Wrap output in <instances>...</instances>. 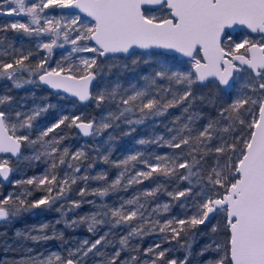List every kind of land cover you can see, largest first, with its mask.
Listing matches in <instances>:
<instances>
[{
  "label": "snow or ice",
  "instance_id": "snow-or-ice-1",
  "mask_svg": "<svg viewBox=\"0 0 264 264\" xmlns=\"http://www.w3.org/2000/svg\"><path fill=\"white\" fill-rule=\"evenodd\" d=\"M146 5L166 9L168 15L163 17L148 15L145 11ZM6 6V14L23 15L29 19L27 22L15 21L4 25L0 27V31L14 30L37 38L49 37L48 42L39 45L48 55L35 65L25 63L32 55L31 52L19 56L13 62L0 60V78L13 81L15 87L22 86L16 78L17 73L27 71L31 77H38L39 82L50 88L63 90L77 97L80 102L95 100L99 107L106 100L115 101L119 94V85L110 91H101L95 96L90 92L89 85L101 70L97 60L110 54H125L136 57L132 60L133 64L140 63L142 57H147L143 59V63L146 64L155 59L159 68L154 71L151 78H145L150 79L149 87L155 85L159 78L183 84L185 88L182 93L172 91L170 88H160L157 90L158 94L154 95L148 89L137 90L133 85L130 95L121 96L117 104V108L120 109L118 113L110 112L108 118L101 117L100 123L95 120L85 123L79 116L71 118L64 116L41 131L35 140L29 135H17V128L30 130L33 121L47 111L46 107L34 109L19 125L13 124L11 135L8 134L10 130L7 123L8 114L0 111V153H11L16 156L20 153L22 143L26 142L30 145L39 144L44 150L35 155L34 159L39 160L41 155L51 158L49 170L44 175L16 182L21 185H34L46 195L31 203H28L26 198L14 197L12 194L0 199V221H7L21 210L30 211L42 206L51 208L58 200L67 198L78 180L85 182L89 180L90 177L87 175L77 177L65 173L62 179H58L56 174V169L65 164L67 168L73 169V173L81 170L78 165L66 159L69 157L67 148L60 151L57 147L63 137L53 136L45 140L66 121L70 120L69 127L74 125L83 135L89 136L113 127L115 122L122 118L129 125L142 124L145 118L163 116L169 108L185 102L188 107L183 111L187 113L191 107L189 98L193 97V85L214 78L219 90L231 88L234 73L245 71L241 66H246L251 75L244 88L251 89L257 94L255 97L246 93L241 95L220 110L219 119H210L200 130H194L190 126L194 116L189 115L188 123L181 124L175 130L169 129L170 132L175 131L170 139L165 140L163 136L157 138L167 147L178 149L179 152L156 156L155 162L141 159V153L129 155L121 161V164L127 166L130 162L140 160L147 169L137 171L131 176L128 179L129 185L141 184L144 180L152 178L154 173L177 181H186L188 186L183 190L167 193L173 200L192 196L195 178L196 185L200 188L195 192L198 199L194 197L195 211L191 215L186 218L172 217L163 222L159 219L152 220L149 218L152 213L161 210L166 213L170 210V205L165 203L157 206L146 216L141 211L145 205L136 197L102 214L96 213L90 217H81L79 221L73 219L66 223L71 227L77 223L88 222L89 232H95L98 225L105 223L111 227L122 225L128 227L127 234L119 240L120 249L101 264H165L168 249L157 251L161 249L160 244L145 250L146 256L149 254L154 256L150 261L141 262L136 255L121 261V251L128 248L130 239L142 237L156 231L157 228L160 233L165 234V241L179 242L182 234L186 236L197 226L204 225L210 214L223 212L227 218V240L224 244H215L214 247L210 244L201 250V256L208 254L204 264H264V41L254 43L244 39L234 46L223 42L226 36L225 29L233 25H242L252 33L264 34V0H0V14H5ZM57 9H78L90 17L92 22L83 23L79 16L69 19L66 15H61L56 19L55 16L49 15V12ZM61 37L63 43H59ZM228 39L231 40V37L228 36ZM88 42H94V46H89ZM65 44L73 46L71 53L86 52L94 55L80 56L79 65L75 67L69 63L65 68L59 62L55 68L47 67L53 48H63ZM245 45L248 47L245 48ZM241 48L245 49V53H251L250 58L246 54H237ZM137 49L143 52L138 54ZM167 52L188 57L193 62L194 71H173L166 67L160 58L165 57ZM71 53L65 60L71 59ZM198 53H202L204 63L198 58ZM234 61H239V66ZM24 83H36V80L29 79ZM168 95L171 96L170 99L167 98ZM10 101V96L0 97V104ZM121 105L124 107L121 108ZM257 107L258 114L255 112ZM134 109L139 111L140 118L127 119L126 114L132 113ZM16 115L19 119L21 113L18 112ZM248 115L252 116L250 121L246 118ZM179 119L177 117L174 123ZM222 121L226 123L222 124ZM134 130L133 128L132 131ZM139 143L145 144L148 141L140 140ZM209 157L214 163L205 169L204 165ZM82 158H86L82 150L71 154L72 161H81ZM102 159L105 163L108 162V156H103ZM88 167L91 168L92 165ZM180 169H184V172ZM11 171L7 160L0 161V178L8 180ZM124 176L125 172H121L111 184L96 188L90 193L86 188H80L78 194L81 197L85 195L105 197L110 190H115L121 185ZM91 179L106 181L107 177L105 174H99ZM160 190L161 186L157 185L144 191L142 195L154 197ZM30 195L31 191L26 190L25 196ZM70 203L69 210L79 208L81 205V201ZM181 207H184L183 203ZM57 211L61 209L58 208ZM109 213V219H98V216L109 217ZM47 227L46 224L42 225L39 230L42 232ZM212 231L216 232L217 228L213 226ZM106 235H101L92 243L84 240L75 251L70 250L67 257L52 253L45 259L29 257L21 261V264H83V259L90 253L100 255L98 246L106 241ZM51 238L46 235L31 236L34 241ZM132 251H138V248H133ZM188 259V256H185L179 264H188ZM166 264L178 262L171 259L167 260Z\"/></svg>",
  "mask_w": 264,
  "mask_h": 264
},
{
  "label": "rangeland",
  "instance_id": "rangeland-1",
  "mask_svg": "<svg viewBox=\"0 0 264 264\" xmlns=\"http://www.w3.org/2000/svg\"><path fill=\"white\" fill-rule=\"evenodd\" d=\"M14 7V5H13ZM7 6L5 7L6 10ZM49 12V10H46ZM50 16H55L59 19L61 15H66L69 19L73 16H79L81 22L91 23V19L88 17L81 16L78 13L72 12H61L54 10L49 12ZM7 17V16H6ZM17 17V16H15ZM29 18H17L15 21L27 22ZM14 21V22H15ZM13 23L12 21H7L3 16H0V27L4 25ZM43 23V22H42ZM1 33V31H0ZM0 60L4 61L5 56L3 55H14V60L18 57L20 53H25L31 46L35 49L32 51V55L29 57L30 65H35L40 59H43L48 55L47 51L40 48V44L48 42L49 37L44 36L41 38L35 37L32 40L30 46H28V41L25 40L26 47L21 46L19 39H12L15 33H3L0 35ZM8 38V46L5 43L4 38ZM17 43V46L15 45ZM242 42V41H241ZM59 43H63V38L61 37ZM89 46H94L92 42H88ZM71 44H65L63 48L55 47L51 53V58L48 60L47 67L55 68L57 62H59L63 67L67 68L69 63L75 66L79 65L78 58L80 56L90 57L93 53H71ZM137 53L143 51L136 50ZM27 52L25 55H27ZM71 53V59L65 60V57L69 56ZM21 56V55H19ZM136 57L117 55L109 56L106 58L99 57L97 63L101 65L100 72L96 75L91 93L95 96L101 91L108 90L119 85L118 95L115 101L106 100L103 104L97 107L95 100H89L87 102H79L75 98H69L63 95H57L51 92L44 86H41L38 77H31L27 71H20L18 73H25L26 76H30V79L36 80V83H24V81L29 79H24L21 75L16 77L21 82L23 87H15L13 81L7 78H0V85L6 91L2 93L0 91V97L10 96L11 101L5 104H0V111H4L8 114V126L9 132L11 133V126L13 124L19 125L26 116L30 115L34 109L40 107H46L47 111L41 113L34 121L33 127L28 129L17 128V135H29L31 139L35 140L39 136V133L50 127L52 124L56 123L59 119L64 116L69 118L73 116H79L81 121L95 120L97 123L101 122V117L108 118L109 113H118L120 109L117 108V104L120 101L121 96H127L132 93V86L135 85L137 90L148 89L152 94L157 95V90L160 88H170L172 91L182 93L185 88L183 84H176L175 82H169L167 80H160L157 78L156 84L149 87L150 79L154 75V71L158 70L159 65L155 63V59L150 60L149 63H143V59L147 57H142L141 62L138 64H133L132 60ZM12 60V62L14 61ZM34 60V62H33ZM161 63H164L166 67L173 71L188 72L192 70V61L180 59L176 55L167 54L165 57L160 58ZM27 64V62H25ZM251 73L246 70L239 72L236 75L234 86L231 91L219 90L217 88V83L215 81H208L205 84H195L193 85V97H190L191 107L189 111L185 113L183 109L188 107L187 102L169 108L163 116H153L145 118L142 124L129 125L122 118L116 121L113 127L100 131L97 134L90 135L87 138H83L78 132L76 127L73 125L68 126L70 123L66 121L65 124L61 125L58 129H55L53 133L49 134L45 140L50 139L53 136L57 138L63 137L57 147L62 151L64 148L69 150V157L66 159L73 164L80 167V172L73 173V169L67 168V165H61L56 169V174L58 179H62L65 173L75 176H89L87 182L83 180H78L77 184L72 186V191L68 193L66 199L58 200L51 208L42 206L40 209H32L31 212L41 213L47 211L49 216H42L41 218L27 222L24 224L22 217L30 212L21 210L19 214L14 217H10L5 223L0 225V246H2L3 255L0 256V264H21V261L28 259L29 257H38L40 259H45L52 253H56L62 257H67L70 250L75 251L81 246L84 240H88L89 243L94 242L101 235H106V241L102 242L98 246V251L100 255H95L90 253L88 257L83 259V264H101L106 257H110L111 253L109 251H104L103 247H109L112 244H118L122 236L127 234V226H118L117 231L108 230L109 224L105 223L103 225H98L95 232L88 231V222L77 223L71 227L67 226V221L77 220L79 221L81 217H90L96 213H103L111 208H117L125 201L139 197V202L144 204V209H141L146 216L152 213V209L157 206H162L167 203L170 205V210L168 212H163L162 210L157 213H152L149 217L152 220L159 219L161 222L170 219L172 217L186 218L191 215L195 208L193 207V200L195 197V192L199 191L200 186L196 185L195 178H193L194 192L192 196L182 197L180 200H173L167 195L168 192H175L178 190H183L188 186L187 182L177 181L176 179H170L164 177L162 174H153V177L144 180L141 184H128V179L134 176L137 171L147 170L140 160L135 162H130L127 166L121 164L129 155H134L136 153H141V159H149L151 162H155L156 156L171 155L174 152H179L178 149H172L167 147L163 141L158 140V137L163 136L165 140L171 138L175 134V131L170 132L169 129L175 130L183 123H188L187 117L189 115L194 116V120L191 123V127L194 130H200L205 126L208 121L219 119V112L223 108H226L231 102L239 98L245 93L247 95L256 96L251 89L244 88V85L249 81ZM20 89V90H19ZM128 90L127 92L125 90ZM17 91H21V97L17 99ZM168 99L171 98L170 95L167 96ZM124 107L123 105L120 106ZM21 113L19 119L17 118V113ZM258 114V107L255 109ZM137 113V115H135ZM179 117V121L176 118ZM127 119L136 120L140 118V113L137 109H134L132 113L126 114ZM249 121L252 119L251 115L246 117ZM79 122V121H78ZM226 122L222 121V124ZM118 125V127L116 126ZM69 128L72 129L70 133ZM135 129L132 131V129ZM245 131H247L245 129ZM130 133V134H126ZM12 134V133H11ZM187 134V133H185ZM195 134V131L193 132ZM111 137V139L109 138ZM140 140L148 141V143L140 144ZM87 142V143H86ZM97 152V161L93 163L91 161L90 152ZM82 150L86 154V158H82L81 161H72L71 154L76 151ZM44 150L39 144L30 145L24 143L21 155L15 158L14 165L12 166V178L10 181V188L7 193H2L0 191V197L8 196L12 194L15 196H20L21 198H26L28 203L41 198L46 195L45 192L40 191L35 188L34 185L17 184V181L27 180L35 176L44 175L50 167L51 158L48 156L41 155L39 160L34 159V156ZM103 156H108V162L105 163L102 159ZM7 160L8 163L11 162L10 158L3 157L0 155V161ZM214 163L211 157L207 158L204 165L205 169ZM92 165L89 168V165ZM31 168L29 169V166ZM116 165H120L117 167ZM28 166V167H27ZM28 169V170H27ZM184 172V169H180ZM121 172H125V176L121 181V185L115 190H110L109 194L105 197H99L96 195H85L81 197L78 192L80 188H86L90 193L96 188H103L111 184ZM99 174H105L107 179L105 180H94L91 177L97 176ZM0 181V185H1ZM161 186V190L157 192L154 197H144L142 193L146 190ZM26 190L31 191L30 196H25ZM110 196L112 200H108ZM198 199V197H195ZM70 201H81L79 208L69 210L71 208ZM184 207H181V204ZM87 206V209L83 208ZM126 207H128L126 205ZM134 207V206H133ZM60 208L61 211H57ZM54 213V214H52ZM21 218L20 222H16L17 218ZM99 218L109 219V217L98 216ZM57 221H60L57 223ZM48 225L46 229L42 232L39 230L42 225ZM58 224L67 226L68 229L64 230L58 227ZM227 218L223 212H217L213 214L204 225L197 226L186 236L184 234L177 241H165L164 233H160L158 228L156 231L149 232L142 237H135L129 241V250L123 254L120 258L121 261L127 260L130 256L135 255L133 248L138 246V242H145L143 245L144 251L141 254H136L140 261L145 260L150 261L154 258L152 254L145 255V250L149 247H154L156 244L161 245V249H168L167 253H171L168 260L175 259L178 264L179 261L183 260L185 256H188V264H204V260L207 258V253L204 256L200 255L202 249L207 245L224 244L227 240L228 233L226 234L224 229H227ZM217 228L216 232L212 231V227ZM108 230V231H107ZM65 231V232H64ZM228 231V229H227ZM19 233V235H18ZM48 236L51 239H41L40 248L35 247L34 240L31 236ZM170 235V233L168 234ZM45 243V244H44ZM185 245L181 247V245ZM190 245V247H188ZM118 250V249H116ZM96 250H94L95 252ZM214 254V253H213ZM166 264V263H165Z\"/></svg>",
  "mask_w": 264,
  "mask_h": 264
},
{
  "label": "flooded vegetation",
  "instance_id": "flooded-vegetation-1",
  "mask_svg": "<svg viewBox=\"0 0 264 264\" xmlns=\"http://www.w3.org/2000/svg\"><path fill=\"white\" fill-rule=\"evenodd\" d=\"M145 11L148 15H153V16H157V17H163V16H166L168 15L167 13V10L166 9H161L159 6H151V5H146L145 6ZM22 16V15H20ZM7 17H10V16H7ZM239 27L236 29V30H230L229 28H226L225 29V33H226V36L224 38V44L226 45H229V46H234L236 43H241V41H243L244 39H248L249 41L251 42H261V41H264V34H261V33H251L246 27L244 26H240L238 25ZM228 36L231 37V40L228 39ZM248 47V45H245V48ZM139 50V49H137ZM139 51H143V50H139ZM157 51H160V50H157ZM169 54V53H167ZM237 54H246L248 58H250V55L249 53H245V49L244 48H241L239 50V52ZM171 55V54H170ZM172 55H175V54H172ZM125 56V55H124ZM198 58L201 59V62L203 61L202 59V56L200 53L197 54ZM180 58V57H178ZM180 59H185V60H190V59H187L185 57H181ZM34 62V60H33ZM236 63V62H234ZM238 66L239 64L236 63ZM241 67H244L246 70V66H241ZM249 71V70H248ZM239 72L237 73H234V79L232 80V88L231 90L233 89V86H234V81H235V78H236V75L238 74ZM212 81H215V79H211ZM210 81V80H209ZM216 82V81H215ZM217 83V82H216ZM41 86H44L41 82H40ZM45 87V86H44ZM48 89V88H47ZM49 90V89H48ZM230 90V91H231ZM0 91L2 93L6 92L3 87L0 85ZM52 92V91H51ZM227 92V91H226ZM21 91H17V99L21 97ZM54 94H57V95H63V96H66V97H69V98H72L70 96H67L63 93H58V92H53ZM73 99V98H72ZM10 133V132H9ZM11 134V133H10ZM23 145L24 143H22V149H21V152L23 150ZM21 155V153H20ZM19 155V156H20ZM2 156V155H1ZM3 157H8L10 158L11 162L8 163V166L12 169V166L14 165V160L15 158H17L18 156H16L15 158H12L11 156H3ZM29 166V169L31 168V165H28ZM27 166V167H28ZM28 170V169H27ZM11 178H12V171L11 173L9 174V177H8V180L7 181H4L2 178H0V181H1V185H0V191H2V193H7L8 189L11 187L10 186V181H11ZM2 198V196L0 197ZM54 214V213H53ZM42 217V213H35V212H28L26 213L22 219H23V222L24 224L25 223H29L31 221H35L39 218ZM52 218H54V216H51ZM6 222V221H5ZM3 222V223H5ZM1 223V224H3ZM0 224V225H1Z\"/></svg>",
  "mask_w": 264,
  "mask_h": 264
},
{
  "label": "trees",
  "instance_id": "trees-1",
  "mask_svg": "<svg viewBox=\"0 0 264 264\" xmlns=\"http://www.w3.org/2000/svg\"><path fill=\"white\" fill-rule=\"evenodd\" d=\"M4 18H5V20H9V21H12V22H14L17 18L19 19V18H23V17H26V16H17V17H6V16H3ZM3 33H5V34H7V33H15V36L12 38L13 40H14V38L15 39H19V41H20V44H21V46H23V48H25L26 47V43H25V40L26 41H28V46H30L31 45V43H32V40L35 38V36H28L27 34H24L23 32H17V31H14V30H6V31H1V33H0V35L1 34H3ZM1 37V36H0ZM4 42L5 43H3V45L5 44L6 46H8V38L7 37H5L4 38ZM15 45L17 46V43L15 42ZM32 51H35V49L34 48H32L31 46L29 47V49L28 50H25L24 52L25 53H20V54H18V55H15V57H19V55H25L27 52H32ZM3 56H5V59H3L4 60V62H12V60H14V55H10V54H8V55H3ZM25 62H27V64H29L30 65V61L28 60V61H25ZM22 76L24 79H30V76H26V74L25 73H17V77H19V76ZM20 81H22V80H19V82ZM21 83V82H20ZM22 87H23V85H22ZM20 90V89H19ZM135 115H137V113H135ZM69 130H70V133H72L73 131H72V129L71 128H69ZM87 143V142H86ZM90 149H91V152H90V157H91V161H93V163H95L96 161H97V159H98V157H97V152L96 151H92V147H89ZM108 198V200H112L113 201V199L110 197V196H108L107 197ZM83 208H85V209H87V206H84ZM40 209V208H39ZM42 213V216H45L46 218L50 215V214H48V212L47 211H45V212H41ZM53 214V213H52ZM49 217H51V216H49ZM20 217L19 218H17V220H16V222L18 221V222H20ZM58 227H61L62 229H64V230H66V229H68V227L67 226H65V227H63V225H61V224H58ZM118 227H111V226H109V228H108V230H110V231H112V232H114V231H117L118 229H117ZM107 230V231H108ZM224 231H225V233L227 234L228 233V231H227V229H224ZM65 232V231H64ZM35 247L36 248H40V246H41V241H36L35 243ZM45 244V243H44ZM144 244H146L145 242H141V241H139L138 242V246L136 247V248H138V251H135V255L136 254H141L143 251H144V247H143V245ZM103 249H104V251H109V252H115L116 251V249H120V244L118 243V244H112V245H110L109 247H107V246H104L103 247ZM127 250H129V246H128V248L127 249H124V250H122L121 251V256H120V258L123 256V254H125V252L127 251ZM3 250H2V246H0V256L1 255H3V252H2ZM113 253H111V255L113 254ZM171 253H167L166 252V257H165V263H166V261L169 259V257L170 256H172V255H170ZM107 258V257H106Z\"/></svg>",
  "mask_w": 264,
  "mask_h": 264
},
{
  "label": "water",
  "instance_id": "water-1",
  "mask_svg": "<svg viewBox=\"0 0 264 264\" xmlns=\"http://www.w3.org/2000/svg\"><path fill=\"white\" fill-rule=\"evenodd\" d=\"M152 6V5H151ZM58 11H61V12H72V13H78V14H80L81 16H84V17H88L85 13H82V12H80L78 9H65V10H59V9H57ZM0 16H10V17H15V16H17V15H15V14H12V15H9V14H6V10H5V14H0ZM89 19H91L90 17H88ZM240 26H242V25H240ZM239 26L238 25H233L231 28H229L230 30H236L237 28H238ZM245 27V26H244ZM249 30V29H248ZM250 31V30H249ZM251 32V31H250ZM252 33V32H251ZM93 44H94V42H92ZM140 50V49H139ZM167 53H169V54H175L177 57H184V56H182L181 54H179V53H175V52H167ZM201 54V56H202V53H200ZM117 55H125V54H110V55H108V56H106V57H109V56H117ZM249 55L251 56V53H249ZM125 56H127V55H125ZM106 57H101V58H106ZM185 58H187V59H189L188 57H185ZM205 61H202V63H204ZM234 62H236V63H238L239 64V61H234ZM193 71H194V69H192ZM96 79V78H95ZM95 79L91 82V84L89 85V90H90V92H91V89H92V87H93V84H94V81H95ZM211 79H214V78H209V80H211ZM209 80H207V81H205L204 83H202V84H205L206 82H208ZM231 83H232V81H231ZM43 84V83H42ZM200 84V83H199ZM46 88H48V89H50L52 92H58V93H63V94H65V95H67V96H70V97H72V98H75L76 100H78V98L77 97H74V96H72L71 94H69V93H66V92H64L63 90H56V89H52V88H50L48 85H45V84H43ZM232 88V87H231ZM231 88H228V89H225V91H230L231 90ZM79 101V100H78ZM80 102V101H79ZM85 102H87V101H85ZM79 122H81V121H79ZM78 122V123H79ZM82 122H88V121H82ZM76 129L78 130V132L81 134V136L83 137V138H87V137H89V136H85V135H83V133L81 132V130L80 129H78L77 127H76ZM9 135H11L10 133H8ZM21 149H22V145H21ZM21 149H20V153H21ZM20 153L18 154V155H16V156H19L20 155ZM0 155H2V156H11L12 158H15L16 156H13L11 153H0ZM9 167V166H8ZM3 179V178H2ZM4 180V179H3ZM4 181H7V180H4ZM213 214H210V217L212 216ZM3 222H5V221H0V224L1 223H3Z\"/></svg>",
  "mask_w": 264,
  "mask_h": 264
}]
</instances>
